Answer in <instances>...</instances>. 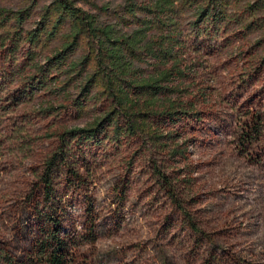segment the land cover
Returning <instances> with one entry per match:
<instances>
[{
  "label": "rangeland",
  "instance_id": "1",
  "mask_svg": "<svg viewBox=\"0 0 264 264\" xmlns=\"http://www.w3.org/2000/svg\"><path fill=\"white\" fill-rule=\"evenodd\" d=\"M53 1L0 0V264H45L33 260L51 214L66 217L64 230L79 244L73 264H264V136L251 148L240 141L257 115L264 127V0H177L184 74L173 85L189 115L152 117L138 122V136L118 140L107 126L84 145L68 133L96 126L113 101L101 79L84 90L98 72L87 35L60 67L50 60L70 24L30 42ZM75 1L114 20L138 0ZM63 139V205L47 208L40 177L66 149ZM76 172L88 182L84 192L72 184ZM86 198L95 202V245L83 238Z\"/></svg>",
  "mask_w": 264,
  "mask_h": 264
},
{
  "label": "trees",
  "instance_id": "2",
  "mask_svg": "<svg viewBox=\"0 0 264 264\" xmlns=\"http://www.w3.org/2000/svg\"><path fill=\"white\" fill-rule=\"evenodd\" d=\"M177 0H139L130 2L124 7L123 15H116L114 20L104 19L101 14L88 12L77 6L75 0H54L45 10L46 16L39 23L37 32L32 34L30 42L37 44L41 36L49 40L57 37L60 29L70 24L68 41L63 50L50 60L55 66L65 65L68 56L76 49L84 35H87L96 48L97 74L87 75L84 90L90 92L91 83L101 79L113 101V112L105 119L96 122V126L73 130L68 134L79 145L97 142L98 137L113 127L116 139L128 135H139V124L147 125L152 117L168 116L171 122L179 121L186 112L184 102L178 96L182 94L173 81L184 74L180 68L181 61L177 49L181 43L174 40L178 32ZM109 7L101 8L100 12L109 13ZM206 14L205 11L202 12ZM211 14H207L210 17ZM83 63L69 66L75 72ZM127 121L125 129L119 126V117ZM263 120L257 115L247 131L240 137L242 147H253L263 140ZM157 139H159L157 137ZM66 149H60L45 164L40 177L42 196L47 208L63 205L58 200V184L56 183L66 168L69 154L68 144L62 140ZM166 186L171 189V198L183 211L177 200L175 190L171 188L169 179L162 175ZM72 184L77 190L85 191L88 183L79 174L72 173ZM88 187V186H87ZM87 200V230L83 235L92 245L96 244L97 232L95 221V202ZM62 208V207H61ZM51 214L44 224L42 239L36 248V259L33 262L45 264H73L78 242L70 239L64 230L66 217ZM65 216V215H64ZM196 233H199L196 231Z\"/></svg>",
  "mask_w": 264,
  "mask_h": 264
}]
</instances>
